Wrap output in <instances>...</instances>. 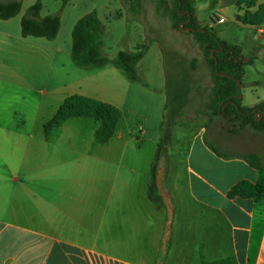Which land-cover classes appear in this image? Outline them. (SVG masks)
<instances>
[{
  "label": "crops",
  "instance_id": "1",
  "mask_svg": "<svg viewBox=\"0 0 264 264\" xmlns=\"http://www.w3.org/2000/svg\"><path fill=\"white\" fill-rule=\"evenodd\" d=\"M241 1L216 0L212 6L207 0H196V21L202 28H212L221 40L242 47L245 56L256 57L264 48V35L258 32L259 27L243 26L237 21ZM208 9H214L209 20L204 18ZM221 18L225 23L218 22ZM7 23H0V89L6 85L9 95L10 47L17 36L12 37ZM19 42L24 50L35 49L40 55L43 51L36 41L20 38ZM139 64L142 83L128 81L113 67L96 71L95 78L74 71L65 86L69 94L62 99L52 97L46 102L50 109L45 113L43 95L36 87H20L25 91L21 110L11 112L10 98L0 96V264H200L226 258L235 259L237 264H264V195L259 200L230 195L240 183L256 184L264 179V173L246 160L258 155L264 167V130H235L237 127L222 117L186 113L190 103L202 99L198 95L195 102L199 84L193 80L189 105L175 121V126L183 122L180 128L188 160L186 164L178 163L170 156L162 167L164 194L172 210L157 208L148 200L147 191L167 103L166 72L163 61L160 67L149 70L148 80L140 73ZM261 64L250 65L244 76L242 85L250 78L242 97L246 108L264 104V60ZM249 68H255L253 78ZM109 76L113 82L102 80ZM27 90L31 94L26 95ZM72 96L90 98L121 111L116 132L108 143L95 144L99 124L90 118L70 119L56 138L46 139L44 126ZM47 112L50 116L44 118ZM260 113L258 117H262ZM79 127L89 131L86 146H80L77 140L75 130ZM12 138L18 140L14 147L20 153L27 156L33 152L39 168L43 167V151L48 146L71 155L65 164L71 173L67 180L69 194L60 196L62 201L78 200L99 209L93 216L95 230L80 227L74 231L71 212L65 204L58 205L54 196L48 204L50 211L33 204L27 212L23 204L26 191L9 187L21 185L20 179L11 180ZM175 141L180 140L177 137ZM61 164L55 162L50 167L59 169ZM34 183L37 180L30 181L36 186ZM30 200L34 203L36 198ZM9 217L18 221L11 222ZM88 218L91 220L90 214ZM78 234L90 235L91 240L81 241L74 237ZM44 243H48L45 252Z\"/></svg>",
  "mask_w": 264,
  "mask_h": 264
},
{
  "label": "rangeland",
  "instance_id": "2",
  "mask_svg": "<svg viewBox=\"0 0 264 264\" xmlns=\"http://www.w3.org/2000/svg\"><path fill=\"white\" fill-rule=\"evenodd\" d=\"M1 1L22 2V10L17 17L8 20V23L0 20V23H7L6 26L9 28L12 37L17 36V41L12 39V45L10 47L11 91L8 90L10 94L6 95V85L0 89L1 97L10 98L11 112L14 109L21 110L25 91H22L20 87H36L37 91L42 93L44 102L43 111L45 113L50 109L49 106H46V102L51 100L52 97V99H62L66 94H69L66 92L65 86L71 82L74 71L77 74L89 73L92 78L96 77V73L101 69L82 71L73 63L70 54L72 48V31L76 22L92 11H97L104 25L102 53L106 57L114 59L119 52H132L138 44H148L150 42V51L139 64L140 73L146 76L148 80L150 76L149 70L160 67L163 64L164 51L171 53L177 52L181 58L180 61L188 69H191V61L196 59L197 66L193 77L194 82L199 84V88H197L199 90L196 92L198 94L195 97V102L198 95L202 96V99H200V103H190V107L185 112L188 114L197 112L207 113V105L213 87L212 72L205 62L201 47L188 34V30L182 28L179 31L174 28L171 14L161 5L162 0H139L142 7L138 13L132 10L133 3L130 0H72L65 8H62L60 0H44L41 17L60 15L61 29L58 37L53 41L40 38H28L30 41H36L35 43L42 47L43 51L41 55L39 51L35 53V49L27 48V50H24L20 48L22 47V43L19 42L20 38L23 39L21 36V20L36 0ZM260 1L262 4L264 3V0ZM213 13L214 9L204 11V18L209 20ZM199 18L202 20L203 17L200 16ZM233 19L235 21L234 17ZM226 26L231 36H234V30L229 27V24ZM36 50H39V48L36 47ZM166 59L170 64L172 61L170 57L167 58L166 56ZM254 65L260 66L263 64L258 59L254 61ZM253 69L255 68H249L248 70L252 78L255 76V70ZM151 76L155 77L154 81H157L155 74ZM110 78V76L104 77L102 80L113 82V79ZM249 79L247 78L245 80L244 85L241 84V98L247 93ZM29 94L31 92L27 90L26 95ZM242 105L244 106L243 102ZM49 114L47 112L44 118L49 117ZM182 123L179 122L176 126L174 124L172 129V136L169 143V158L171 156L178 163L186 164L188 160L186 155L188 147L185 143L186 139H184V135L181 133L182 129L180 128V124ZM75 134L77 135L78 142L81 144H79L80 146L86 144L90 135L88 129H81V127L75 130ZM177 137L180 140L179 142L175 141ZM17 141L16 138H12L9 155L12 174L11 180L18 178L21 180V185H9V187L12 190L16 187L17 191L20 189L21 191H26L23 204L27 212L31 210L33 204L38 205L43 210L50 211L48 204L51 196H54L58 205L63 206L65 204V209L71 212L72 219L75 221L71 220L74 231H77L80 227L82 229L87 228L89 231L90 229L92 231L95 230V219L93 216L96 215L95 213L99 209L92 204L89 206L80 203L78 200L69 201L68 199V202L62 201V197L60 196L69 194L67 180L71 178V173L65 164L71 159V155L66 151L57 152L53 146H48V150L46 151L44 149L43 151V167L39 168V164L37 165L38 160L35 161L33 152L26 153V156L24 153H20L17 147H14ZM55 162L62 163V166H59V169H51L52 167L50 166L53 163L55 165ZM87 173L91 174V172ZM31 180H37V183H34L36 186L30 184ZM4 187L6 189V186ZM52 191H56L55 194L52 195ZM107 192H109V189ZM32 198H36L34 203L30 200ZM11 203L13 206L17 205L15 201ZM97 204L102 206L104 202ZM89 214L91 220L88 218ZM9 220L11 222L18 221V219L13 217H9ZM79 222L80 226H78ZM74 237L84 242L91 240V238L89 240L90 235L88 237L83 234H78L74 235ZM47 245L48 243H44V252L47 250Z\"/></svg>",
  "mask_w": 264,
  "mask_h": 264
},
{
  "label": "trees",
  "instance_id": "3",
  "mask_svg": "<svg viewBox=\"0 0 264 264\" xmlns=\"http://www.w3.org/2000/svg\"><path fill=\"white\" fill-rule=\"evenodd\" d=\"M44 0L36 2L28 9L22 18L21 36L23 38H40L48 41L55 40L61 29L60 15L41 17ZM65 8L72 0H60ZM212 6L216 0H207ZM132 10L138 13L142 7L139 0H130ZM196 0H162V6L171 14L173 26L176 30H188L195 42L203 51L205 62L213 76V87L207 105V113L211 118L222 117L235 130L251 127L257 131L264 130V104L256 108H246L242 105L239 83L242 84L247 68L256 60H264V48L256 57H247L242 47L221 40L212 28H202L196 21ZM240 14L237 21L243 26L260 27L264 25V4L260 0H242L239 5ZM22 10L21 1L3 2L0 0V20L8 21L17 17ZM182 26V27H181ZM103 23L97 11L80 18L72 31L71 59L80 68L95 70L113 67L121 72L128 81L142 83L137 72L138 64L144 59L149 48L148 44H138L132 52H119L114 59L102 53ZM170 57L171 63L167 62ZM177 52L164 51V67L166 72L167 103L164 109L163 121L160 125L161 136L155 159L152 165V178L148 187V200L157 208L172 210L168 196L157 186V176L162 167L169 161V143L175 121L183 114L189 105L191 83L194 80L197 60L190 63L191 69L184 66ZM260 113L262 119L256 120ZM121 111L116 107L90 98L72 96L67 98L54 117L44 126L47 140H52L60 134L62 126L73 118L94 119L99 128L95 133V144L104 145L114 136L121 119ZM248 163L264 173L261 159L258 155L246 158ZM231 196L253 198L259 200L264 195V179L256 184L240 183ZM200 264H237L233 258L221 259L214 262L203 261Z\"/></svg>",
  "mask_w": 264,
  "mask_h": 264
},
{
  "label": "water",
  "instance_id": "4",
  "mask_svg": "<svg viewBox=\"0 0 264 264\" xmlns=\"http://www.w3.org/2000/svg\"><path fill=\"white\" fill-rule=\"evenodd\" d=\"M240 89H241V84L239 83ZM262 119V117H258V115L256 114V120L260 121ZM157 186L159 188V190L162 193H165L164 189H163V169L161 168L159 171V174L157 176Z\"/></svg>",
  "mask_w": 264,
  "mask_h": 264
},
{
  "label": "built area",
  "instance_id": "5",
  "mask_svg": "<svg viewBox=\"0 0 264 264\" xmlns=\"http://www.w3.org/2000/svg\"><path fill=\"white\" fill-rule=\"evenodd\" d=\"M218 22H219L220 24L225 23V18L218 19ZM258 32L260 33V35H264V28H263L262 26H260V27L258 28Z\"/></svg>",
  "mask_w": 264,
  "mask_h": 264
}]
</instances>
